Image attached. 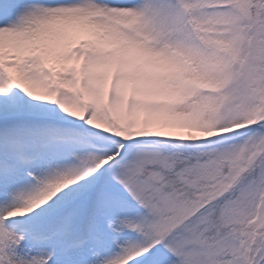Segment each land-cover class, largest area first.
I'll use <instances>...</instances> for the list:
<instances>
[{
	"label": "snow or ice",
	"instance_id": "1",
	"mask_svg": "<svg viewBox=\"0 0 264 264\" xmlns=\"http://www.w3.org/2000/svg\"><path fill=\"white\" fill-rule=\"evenodd\" d=\"M0 264H264V0H0Z\"/></svg>",
	"mask_w": 264,
	"mask_h": 264
}]
</instances>
